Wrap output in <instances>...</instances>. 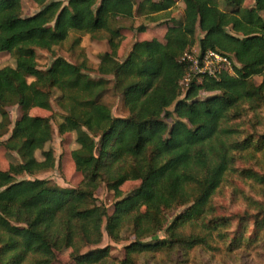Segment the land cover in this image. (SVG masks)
I'll return each mask as SVG.
<instances>
[{"label": "trees", "instance_id": "16d2710c", "mask_svg": "<svg viewBox=\"0 0 264 264\" xmlns=\"http://www.w3.org/2000/svg\"><path fill=\"white\" fill-rule=\"evenodd\" d=\"M21 1L0 0V54L15 56L14 67L0 65V109L22 112L11 129L0 112V130H11L0 147L19 159L0 169V264H53L65 249L71 264H189L199 254L236 264L260 248L264 0L249 7L247 0H180L182 21L168 26L163 42L135 41L121 59L120 21L157 22L170 17L175 0H30L40 9L27 17ZM72 34L71 48L85 36L106 41L99 78L88 74L84 51L78 64L54 56L38 68L36 50L51 53ZM196 43L200 55L232 56L233 74L189 72L181 58ZM108 94L121 99L126 117L112 115ZM52 102L62 112L58 134L75 136L70 156L82 178L76 188L17 180L54 166L45 149L50 117L29 115L33 108L50 111ZM127 182L138 185L123 193ZM102 185L113 193L111 212L97 202ZM226 189L244 202L242 212L219 215L216 200ZM126 228L134 239L121 260L97 247L103 234L119 243ZM161 232L164 238L147 241Z\"/></svg>", "mask_w": 264, "mask_h": 264}, {"label": "rangeland", "instance_id": "374dc122", "mask_svg": "<svg viewBox=\"0 0 264 264\" xmlns=\"http://www.w3.org/2000/svg\"><path fill=\"white\" fill-rule=\"evenodd\" d=\"M48 1H60L64 5L67 0H48ZM136 3H139L141 0H134ZM157 1V0H153ZM253 0H247L245 6H252ZM22 17H27L35 14L39 11V7L34 5L30 0H22ZM183 4L180 0H175V7L170 12L169 16H161L160 20L157 22H152L149 18L143 16H135L131 20H122L120 25H123L124 29L121 30L123 35V40L120 47V59L126 55V52L130 49L131 45L135 41L145 40V39H157L160 42H163L164 35L168 26L176 24L182 21L183 18ZM264 16V12L261 14ZM167 17V18H166ZM171 18H173L171 20ZM131 27V28H129ZM139 27H144V32H138L136 29ZM76 35L72 34L69 40L64 44L53 49L51 53L46 51L36 50L37 54V64L40 70H45L51 64L54 56H59L64 58L70 63L78 64L84 58L87 61L89 71L88 74L92 78H99L96 73V67L98 65V57L100 54L108 50L107 43L102 38H89L88 36L81 37V44L79 47L71 48V43ZM104 36V34H102ZM196 41L201 37L199 31L196 32ZM192 51V52H191ZM191 54L197 55L198 48L197 43L191 49ZM0 65L1 66H15V56L13 54H0ZM190 77L187 76L185 80L181 83L182 92L187 88ZM256 82L260 81V78H255ZM207 94H201V98L205 97ZM105 103L110 107L111 113L114 117L124 118L127 116V112L122 106L121 99L115 97L111 94H108L104 98ZM0 112L2 113L5 124L8 125V129H11L14 122L21 116V110L18 106H11L7 108H1ZM62 112L56 107V105L51 103V110L45 111L42 109L33 108L29 110V115L31 116H40V117H50L51 127H52V139L45 149H51L55 159L54 166L52 169L38 172L34 175H23L18 177L17 180H47L61 188H76L81 182V176L75 171L74 165L71 159V151L76 148L75 136L74 134H64L59 135L57 132V125L60 122V115ZM264 119V111L261 113ZM0 117V122H1ZM264 121V120H263ZM264 130V123L263 128ZM10 131L7 133H2L0 130V142H4L8 139ZM36 158L41 160L40 153H36ZM19 159L15 153L6 151L3 147H0V169L6 171L8 166L11 163L18 162ZM138 182H127L122 187L121 190L123 193H129L131 190L136 188ZM241 186V185H239ZM231 190L226 189L220 197L217 198L216 206H218L219 215H230L233 213H240L245 209V204L241 199L231 198ZM97 202L102 204L108 209L109 212L112 210V204L114 202L113 193L105 188V186H100L96 192ZM180 210L169 213L168 219L173 217ZM164 238V233H158L156 236L148 240L162 239ZM134 239L133 231L131 228H126L122 232V240L119 243H114L111 241L105 234H103L102 242L98 248H108L110 256L116 260H121L124 256V247L129 245ZM248 254H242L240 257V262L238 260L236 264H264V244L260 248H256ZM244 255V256H243ZM222 264L221 258L211 256L210 254H199L198 257L194 256L190 259L189 264ZM53 264H71L69 259V249H65L61 254L57 256L56 261ZM225 264H235L231 263L228 260L225 261Z\"/></svg>", "mask_w": 264, "mask_h": 264}, {"label": "built area", "instance_id": "2783aa9c", "mask_svg": "<svg viewBox=\"0 0 264 264\" xmlns=\"http://www.w3.org/2000/svg\"><path fill=\"white\" fill-rule=\"evenodd\" d=\"M191 52H186L181 61L188 64L189 72L194 75L206 74L210 78L217 79L224 72L233 74V66L237 65L232 56L218 52L208 51L203 55H200L199 51L197 55Z\"/></svg>", "mask_w": 264, "mask_h": 264}]
</instances>
